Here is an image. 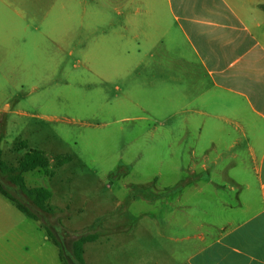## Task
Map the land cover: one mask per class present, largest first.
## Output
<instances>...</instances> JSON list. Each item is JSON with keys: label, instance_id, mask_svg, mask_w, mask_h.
Instances as JSON below:
<instances>
[{"label": "crops", "instance_id": "crops-1", "mask_svg": "<svg viewBox=\"0 0 264 264\" xmlns=\"http://www.w3.org/2000/svg\"><path fill=\"white\" fill-rule=\"evenodd\" d=\"M93 3L0 0V85L40 61L43 47L56 42L57 22H67L72 39L85 28H106L88 45V69H99L101 86L132 85L115 109L148 112L143 94L161 101L165 132L180 134L179 154L191 160L177 206L169 195L152 194L174 219L164 222L163 255L145 245L152 226L139 221L126 236L85 243L86 264H264V0ZM3 213L0 208V264L60 260L38 221L13 222ZM173 228L180 237L170 235Z\"/></svg>", "mask_w": 264, "mask_h": 264}, {"label": "rangeland", "instance_id": "rangeland-1", "mask_svg": "<svg viewBox=\"0 0 264 264\" xmlns=\"http://www.w3.org/2000/svg\"><path fill=\"white\" fill-rule=\"evenodd\" d=\"M88 1L94 4V0ZM52 28L56 42L51 48L43 47L40 61L27 64L25 75L21 73L20 77L10 78L8 84L0 85L3 160L16 166L24 152L32 149L44 151L50 157H74L72 163L56 169L53 178L38 172L26 175L30 187H45L53 192L52 204L60 211L39 215L44 224L53 226L58 236L64 238L69 250L75 239L72 232H91L108 238L124 232L126 236V232H131L129 227L141 221L152 226V231L144 232L150 239L145 245L153 249V254L163 255L164 222L174 219L171 213H164L163 200L152 194L169 195L171 206H177L174 196L182 181L189 178L190 154H179L180 134L165 132L167 117L159 108L162 102L153 96L141 95L140 102L149 108L148 112L114 108L120 103L119 98H126L132 85L112 82L101 86L99 69L89 70L84 61L89 43L106 28L92 29L91 33L86 28L79 30L74 32V39L65 21ZM52 28L43 32H51ZM91 48V54L97 55L94 46ZM117 85L122 88L120 92ZM102 88L108 100L103 98ZM174 121L178 123V118ZM174 142L175 147L170 148L169 144ZM23 143L26 150H21ZM0 181L15 196L27 201L1 174ZM0 208L4 215L16 219L13 222L26 220L34 225L1 196ZM210 216L208 213L204 218ZM174 217L177 222L178 213ZM42 228L43 236L49 238L45 227ZM170 235L180 237L174 228ZM130 245L131 241L125 249ZM46 246L52 248L53 255L59 250L52 240ZM52 264L62 263L55 255Z\"/></svg>", "mask_w": 264, "mask_h": 264}, {"label": "trees", "instance_id": "trees-1", "mask_svg": "<svg viewBox=\"0 0 264 264\" xmlns=\"http://www.w3.org/2000/svg\"><path fill=\"white\" fill-rule=\"evenodd\" d=\"M20 147L21 150H26L27 145L23 143ZM73 161L74 157L69 154L50 157L44 151L32 149L25 152L16 166H12L3 160V151L0 149L1 176L7 178L27 201H22L15 196L10 188L5 186L2 181H0V194L11 201L26 217L41 222L48 233L49 239L58 247L62 264H86L84 259V244L97 240L99 237L98 234L91 232H72L75 239L72 241L71 250H69L64 242V238L58 236L53 226L44 224L39 215V212L55 215L57 210L60 211V209L51 203L53 198L52 191L45 187H30L25 179L26 174L34 172L43 173L46 177L53 178L55 177L56 169L62 168ZM52 162H54L53 168ZM62 229L67 231L63 227Z\"/></svg>", "mask_w": 264, "mask_h": 264}]
</instances>
